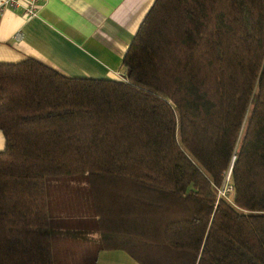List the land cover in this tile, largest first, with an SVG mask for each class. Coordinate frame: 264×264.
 I'll return each instance as SVG.
<instances>
[{
  "label": "trees",
  "instance_id": "16d2710c",
  "mask_svg": "<svg viewBox=\"0 0 264 264\" xmlns=\"http://www.w3.org/2000/svg\"><path fill=\"white\" fill-rule=\"evenodd\" d=\"M121 65L0 63V264H264V0H154Z\"/></svg>",
  "mask_w": 264,
  "mask_h": 264
},
{
  "label": "crops",
  "instance_id": "0c3cea01",
  "mask_svg": "<svg viewBox=\"0 0 264 264\" xmlns=\"http://www.w3.org/2000/svg\"><path fill=\"white\" fill-rule=\"evenodd\" d=\"M154 0H44L34 16L0 13V63L37 59L61 74L122 78V59ZM5 140L0 131V151ZM94 264H140L101 250Z\"/></svg>",
  "mask_w": 264,
  "mask_h": 264
},
{
  "label": "built area",
  "instance_id": "2783aa9c",
  "mask_svg": "<svg viewBox=\"0 0 264 264\" xmlns=\"http://www.w3.org/2000/svg\"><path fill=\"white\" fill-rule=\"evenodd\" d=\"M43 1L44 0H0V13L7 8H11L14 10H20L27 17H31L37 13L38 8ZM228 177L229 172L227 174V179ZM229 190H231L230 186ZM221 193L225 194V191L222 190Z\"/></svg>",
  "mask_w": 264,
  "mask_h": 264
},
{
  "label": "rangeland",
  "instance_id": "374dc122",
  "mask_svg": "<svg viewBox=\"0 0 264 264\" xmlns=\"http://www.w3.org/2000/svg\"><path fill=\"white\" fill-rule=\"evenodd\" d=\"M227 178V177H226ZM223 191H225V193H228L230 190H229V186H227V184H225L224 186H223V189H222Z\"/></svg>",
  "mask_w": 264,
  "mask_h": 264
}]
</instances>
